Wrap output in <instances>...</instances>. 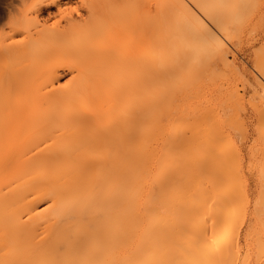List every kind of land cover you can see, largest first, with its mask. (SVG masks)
<instances>
[{"label": "bare ground", "instance_id": "6f19581e", "mask_svg": "<svg viewBox=\"0 0 264 264\" xmlns=\"http://www.w3.org/2000/svg\"><path fill=\"white\" fill-rule=\"evenodd\" d=\"M241 2L30 0L8 16L0 37V264H236L242 244L232 232L247 201L244 175L236 176L241 183L234 176L243 169L239 153L224 144L232 132H222L211 104L198 112L201 98L192 109L187 104L194 95L207 100V78L214 83L224 73L215 67L232 53L231 21L241 23ZM256 47L258 69L264 53ZM183 93L194 95L184 101ZM228 97L225 105L236 99ZM259 108L262 130L253 129L263 138ZM236 209L243 211L234 216ZM257 232L260 239L264 231Z\"/></svg>", "mask_w": 264, "mask_h": 264}, {"label": "rangeland", "instance_id": "374dc122", "mask_svg": "<svg viewBox=\"0 0 264 264\" xmlns=\"http://www.w3.org/2000/svg\"><path fill=\"white\" fill-rule=\"evenodd\" d=\"M30 2V0H0V37L2 36V35H4V34H6V30H7V21L9 20V18H8V16H10V15H12V14H15V10H16V12H18V10L17 9H19V10H21V8L23 7V4H24V6L26 5V4H28L29 2ZM247 2L245 3L244 2V0H242V6H243V8H242V6L240 7V11L242 10L243 11V16H242V13H241V15L239 14V16H242L241 17V23L239 24V22H237L236 20L237 19H239L240 17H238L237 19L236 18H234V17H232V21H231V27L232 26H234V27H232V31H231V34L233 35V33H234V35L236 36V37H238L242 32V34H241V36H239L240 38L239 39H241V41H243V42H240V40L237 38H235V40L233 39L235 36H232L231 35V37L232 38H230L231 40H229L231 43L228 45V47H229V51H230V48H232L231 49V54H230V52H228V59H227V66L226 65H220L221 67L219 68V67H215L216 68V70L218 71L219 69H221V71L222 72H226V74H228V75H224L225 76V78H227L228 79V77L229 78H233V80L232 79H230L231 80V82H230V80L228 79V80H226L227 82H225V78L223 77V75L222 74H224V73H221V72H219L218 71V74H221V76H220V78H218V79H220L219 81H218V79L216 78V77H219V76H215L216 74L215 73H213L212 72V74H215L214 75V77H215V80H214V83L212 82V78H211V80H210V78H207L209 81H207V83H206V80H205V83L207 84L206 86L207 87H212V84H214L215 86H217L216 88H217V90L215 89V88H207L206 86H205V83H204V89L206 90H208V89H210V92H209V90L207 91L206 90V94L204 95V96H206V99L208 100H204L205 99V97H200L199 95V97L198 96H196V95H194L193 93H192V95H194L195 97H193L192 95H191V93H190V95H186V94H184L183 93V95H185V96H182L181 95V98L182 97H185L184 99L186 100V97L188 96H192L193 97V99H192V97L190 98L191 100H193L192 102L190 101V99H188V97H187V99H188V101L191 103H189V104H187L188 105V108H189V106L191 107V109H192V107H194V106H196L198 103H197V101H198V99L199 98H201L202 100H201V102L199 103V105H197L196 107V111L198 112L202 107H205V105H206V107L208 106V105H210L209 107H211V106H213V108H214V110H213V108H211L212 109V112L214 111V112H216L217 111V115L218 116H216V117H218L217 118V120H218V122H219V124L221 125L220 126V128H222L223 130H222V132L225 134V132L226 133H230V132H232V133H230V134H228L229 135V137H230V140L232 139V141L234 142V143H232V142H230V140H228V143H226L227 142V137H225L226 139H223V140H226L225 141V145L226 146H229V145H231V146H229V147H231V149H235L236 151H234V152H236V153H239V158H240V160L242 161L241 163H240V160H239V163L237 164L236 163V165L238 166H241V168H246V171H245V169H244V171H243V169H240V167L238 168V172H233L234 173V176L236 177V176H242V175H244V176H242V178H243V180H244V182H243V180H242V178H238V177H236V180H237V178L238 179H240V183H241V180H242V183H241V185L240 186H243L244 185V183H245V185L243 186L244 187V190H243V187H242V190H243V194H242V196H241V198L243 199V198H246L247 199V201H246V199H245V201H246V203L243 201V203H245L244 205H243V203H242V206H244L243 208L245 209V211H243V210H238V209H236L234 212H233V214H234V216L236 215V213H238V212H236V211H243V213H244V215L241 213V215H239L240 217H242V215H243V218H242V220H241V218L239 219V220H241V222H239V226H238V228H240V229H235V231H233L232 232V234H234L235 232H237V234L239 235V242L241 241V243H240V245H241V247H240V250H239V252H237L238 254H236V257L238 256V258H236L235 257V259H237V260H235V259H233V260H235V262H236V264H241V260H243V259H241L240 258V256H242V254H240V253H243V252H245L246 250H247V248L246 247H248V245L247 244H249V248L251 249H249L248 248V251H246L247 252V254L250 252V254H248V258L246 259V255H245V253H244V255H243V258H245L246 259V261H247V263L246 264H249V262L248 261H251L250 262V264H252V263H254V260L255 261H257L256 263H254V264H264V232H262L261 233V237H260V239L262 240H260L259 239V237H257L256 236V238L258 239V244H257V242L256 241H254V239L255 240H257L256 238H254V234L259 230L258 229V227L260 228V230L258 231V232H261V230H263L264 231V223H261L260 222V220H257V217L256 216H258V218L260 217V219L262 220H264V203L262 202L263 201V199H264V195H263V193H262V190H264V187L263 188H261L260 187V182H261V185H262V183H263V185L262 186H264V175L262 174V173H264V167L262 168V167H260V169H259V171H258V166H261L262 164H263V162L261 163L260 161L261 160H264V159H262V156L264 157V155H260L262 152V148L264 147V143L261 145V143L263 142V141H261V140H263V138H264V133H262L263 134V138L261 137V138H259L260 137V135H259V133L258 132H255V131H257L256 129H257V126H259V125H257V124H260V123H257L258 122V116H256V115H258V113L255 111L254 112V109L256 110V108H259V106H261L259 109H261V111L263 110L262 108H264L263 106H262V104L261 103H263V105H264V102H263V100H264V98L262 99V97H261V95L263 94V91L264 90H262V89H264V83H263V81H264V63H262L263 62V58L264 57H260L261 58V63L260 64H258L257 65V68L258 69H260V70H258V69H255V66L253 67L252 66V64L254 65V62L253 61H256V57L255 56H257L258 57V55H255V53L253 54V50H254V47H256V49L255 50H257V48H258V50L257 51H259V52H257V51H255V52H257V53H261V54H263L264 53V48H263V44H264V0H246ZM25 2H27L26 4H25ZM245 4H244V3ZM234 3V2H233ZM252 3V4H251ZM259 5H258V4ZM261 3H263V4H261ZM247 5H248V7H247ZM253 5V6H252ZM254 5H255V7H254ZM257 5H258V11H257ZM262 5V6H261ZM231 6H233V5H231ZM230 6V7H231ZM245 6V7H244ZM250 7H254V8H251V9H253L252 11H251V9H250ZM24 8V7H23ZM50 8V10H55V7L54 6H51V7H49ZM232 8V7H231ZM246 8H247V10H246ZM244 9H245V13H244ZM248 9L250 10L249 12H251V13H249L248 12ZM258 12H256V11ZM240 11H238V12H240ZM247 11V12H246ZM255 11V12H254ZM14 12V13H13ZM258 15H257V14ZM247 14V15H246ZM255 14V15H254ZM261 14V15H260ZM43 17H46L47 16V14H46V11H44V12H42V14H41ZM237 15V14H236ZM236 15L234 14V16L236 17ZM251 15V16H250ZM263 15V16H262ZM238 16V15H237ZM243 17H244V19L245 20H243ZM245 17H247L249 20H247V18H245ZM261 18V19H260ZM8 19V20H7ZM253 19H254V22H253ZM50 21H52V19L50 20ZM237 23H236V22ZM239 21V20H238ZM247 21V22H246ZM243 22V23H242ZM251 22V23H250ZM232 23H233V25H232ZM235 23L236 24H238V26L237 27H239V29H238V33L236 32L237 31V29H236V25H235ZM242 24L244 25V28H243V26H242ZM246 24V25H245ZM245 26H247V27H245ZM248 26H249V28H248ZM242 27V28H241ZM236 29V30H235ZM242 29H244V30H242ZM241 30V31H240ZM245 30H247V32H248V30H249V34L245 31ZM234 31V32H233ZM260 31V32H259ZM240 32V33H239ZM262 32V33H261ZM246 33V34H245ZM259 33V34H258ZM237 34H239V35H237ZM246 35V36H245ZM263 35V36H262ZM243 36H244V39H243ZM261 36V37H260ZM2 39V38H1ZM238 40V41H237ZM258 40H261V42L260 41H258ZM263 40V41H262ZM229 41H228V43H229ZM234 41V42H233ZM237 41V42H236ZM255 42V43H254ZM259 42H260V44H259ZM235 45H234V44ZM240 43V44H239ZM237 45V46H236ZM260 45V46H259ZM231 46H233V47H231ZM239 46V47H238ZM259 46V47H258ZM236 47L238 48L237 50H235L236 49ZM261 47V48H260ZM260 48V49H259ZM240 51V52H239ZM263 53H262V52ZM238 52H239V55H238ZM2 54V53H1ZM3 55V54H2ZM232 55V56H231ZM238 55V56H237ZM263 56V55H262ZM1 57V56H0ZM230 57H231V59H230ZM234 59H237V60H234ZM254 58V59H252V58ZM252 59V60H251ZM258 60V59H257ZM242 61V63H240ZM238 62V63H237ZM257 62L258 61H256V63L255 64H257ZM259 62H260V60H259ZM232 63V64H231ZM231 64V65H230ZM234 64V65H233ZM237 65H239L238 67H237ZM259 65H261V66H259ZM225 66V67H224ZM229 66V67H228ZM232 66V67H231ZM243 66V67H242ZM229 68L227 71L226 70H224V68ZM233 67H237L236 68V70L234 69V75H232L231 76V74H232V72H233ZM241 67V68H240ZM260 67H262L263 68V70H262V68H260ZM215 68H214V70H215ZM252 68H253V70H252ZM232 69V70H231ZM213 70V71H214ZM214 71V72H216L217 73V71ZM230 70H231V72H230ZM241 70V71H240ZM259 72H258V71ZM261 71V72H260ZM240 72V73H239ZM252 72V73H251ZM255 72V73H254ZM263 72V73H262ZM231 73V74H230ZM237 73V74H236ZM246 73V74H245ZM251 73V74H250ZM261 73H262V75H261ZM248 74V75H247ZM253 74H255V75H253ZM66 76H63L62 78H61V81H64L65 80V78H67V74H65ZM211 76H213V75H211ZM228 76V77H227ZM259 76H262V77H259ZM223 78V81L221 80L222 78ZM237 77V78H236ZM239 77V78H238ZM248 77V78H247ZM251 77H252V79H251ZM257 77H258V79H257ZM241 78V79H240ZM255 80H254V79ZM237 79V80H236ZM251 79V80H250ZM243 82H242V81ZM257 80V81H256ZM262 82H261V81ZM221 81V82H220ZM233 81V82H232ZM239 81V82H238ZM250 81V82H249ZM261 83H260V82ZM212 82V83H211ZM222 82H224V83H222ZM230 82V83H229ZM246 82V83H245ZM253 82L255 83V84H253ZM210 83V84H209ZM222 83V84H221ZM226 83L229 85V87L228 86H225L226 85ZM232 83V84H231ZM233 83L236 85V88H234V90H233V87H234V85H233ZM242 83V84H241ZM251 83V84H250ZM263 83V85H261ZM209 84V85H208ZM219 84H221V85H223V87H221ZM244 84V85H243ZM246 84H247V86H246ZM253 84V85H252ZM259 84V85H258ZM243 85V86H242ZM239 86H241V88H238ZM262 86V87H261ZM219 87H221V88H219ZM230 87H232V90H231V88ZM228 88V89H227ZM244 88V89H243ZM223 89V90H222ZM225 89V90H224ZM227 89V90H226ZM235 89H237V90H235ZM252 89V90H251ZM219 90H221V91H219ZM230 90L231 91H235L239 96H240V94H241V96L239 97V99L240 100H238V98H236L238 95L235 93V92H230ZM243 90V91H242ZM245 90V91H244ZM218 91V92H217ZM223 91V92H222ZM243 93H242V92ZM208 92L210 93V94H208ZM213 92H215V94L213 93ZM220 92V93H219ZM227 92V93H226ZM252 92V93H251ZM212 93V94H211ZM233 93V94H232ZM250 93H251V95H250ZM228 94H229V97H231L230 95H232V99H234V98H236L235 100H232L233 102H227V101H229L230 100V98L228 97ZM253 94V95H252ZM258 94L260 95V96H258ZM211 95H212V98H211ZM214 95V96H213ZM235 97H234V96ZM246 95V96H245ZM252 96V97H250L249 98V96ZM255 95V96H254ZM207 96L208 97H210L211 98V101H210V98L208 99L207 98ZM221 96V97H220ZM198 97V98H197ZM217 98V99H214V98ZM229 98V99H227V103H226V105L224 104V102H223V100L224 99H226V98ZM234 97V98H233ZM242 97V98H241ZM247 98V100H246V98ZM256 97H258V98H256ZM259 97L262 99H259ZM195 98V99H194ZM245 98V99H244ZM253 98V99H252ZM254 98H256V100L254 99ZM183 99V98H182ZM183 99V100H184ZM214 99V100H213ZM243 99V100H242ZM250 99V101L247 103L246 101H248ZM182 100V102L184 103V101ZM196 100V101H195ZM238 100V101H237ZM251 100H254V101H251ZM195 101V102H194ZM199 101H200V99H199ZM198 101V102H199ZM207 101V102H206ZM210 101V102H209ZM242 101V102H241ZM258 101V103L260 104H258V103H256ZM260 101V102H259ZM203 102V103H202ZM212 102V103H211ZM223 102V103H222ZM234 102H238L237 104H239V106L241 107V108H238L237 106H235V108L237 107L238 109H236V110H234L235 108L233 107V105H235V104H233ZM254 104L253 106H252V104ZM193 103V104H192ZM194 103H197L196 105L194 104ZM205 103H209L208 105L207 104H205ZM214 103V104H213ZM218 103V104H217ZM221 103H222V105H221ZM244 103H245V105H244ZM257 104V106H256V104ZM227 106V104H233L232 106H230V107H226V108H228L227 110H225L226 108H225V106ZM243 104V105H242ZM192 105V106H191ZM215 105V106H214ZM250 105V106H249ZM198 106H200V107H198ZM218 106V107H217ZM224 106V107H223ZM243 106V107H242ZM254 106H256V107H254ZM232 107L234 108L233 110H232ZM253 107H254V109H253ZM223 108V109H222ZM245 110H244V109ZM252 108V109H251ZM190 109V108H189ZM199 109V110H198ZM219 109H220V111H219ZM231 109V110H230ZM240 109H241V111H240ZM258 109V110H259ZM216 110V111H215ZM219 111V112H218ZM232 111V112H231ZM236 111V112H235ZM239 111V112H238ZM196 112V113H197ZM223 112H225V113H223V116H222V113ZM228 112H230L229 113V116H228ZM237 112H238V114H237ZM241 112V113H240ZM246 112V113H245ZM260 112V111H259ZM235 113H236V115L239 117L238 119H237V116L235 115ZM253 113H255V115L253 114ZM257 113V114H256ZM232 114V116H230ZM233 114H234V117L235 118H233V119H235V120H238V121H241L242 122V124L244 123H247V124H243L244 126H246L247 128H245V131H244V129H242V128H244V126L243 127H241V128H237L236 126H239L238 124H240L241 125V123L239 122L237 125L236 124H234L235 122L237 123L238 121H232V117H233ZM241 114V115H240ZM216 115V114H215ZM225 115V116H224ZM246 115V116H245ZM227 116H228V118H227ZM254 116H256V117H254ZM263 116H264V114H263ZM225 117V118H224ZM222 118H223V120H222ZM231 118V119H230ZM240 118H243V119H241L240 120ZM246 118V119H245ZM260 118H262L261 116H260V114H259V119ZM230 119V120H229ZM244 120V121H243ZM256 120V121H255ZM221 121V122H220ZM227 121H228V123L230 122L231 124H232V126H229L228 124H227ZM247 121V122H246ZM263 121H264V119H263ZM262 121V125H264V122ZM222 122H224V124H222ZM233 122V123H232ZM254 122V123H253ZM260 122V121H259ZM257 123V124H256ZM230 124V125H231ZM256 126H254V125ZM182 124L180 123V125H178L179 127L181 126ZM235 125V126H234ZM184 126V125H183ZM223 126V127H222ZM227 126V127H226ZM232 127H235L234 129L232 128ZM260 127H261V124H260ZM264 127V126H263ZM229 128V129H228ZM232 128V129H231ZM253 128H256V129H253ZM259 128V127H258ZM238 129V130H237ZM253 129V130H252ZM232 130V131H231ZM237 130V131H236ZM239 130H243V132L241 133V131L239 132ZM259 130V129H258ZM261 130H262V127H261ZM228 131V132H227ZM230 131V132H229ZM253 131V132H252ZM234 132V133H233ZM239 132V133H238ZM248 132V133H247ZM237 133V134H236ZM241 133V135H243V133H245L243 136H242V138L246 135V137H244L243 139L241 138V140H239L238 141V138L239 137H241V135L240 136H237V135H239ZM255 133H257V134H255ZM253 134H255V135H253ZM227 135V134H226ZM236 135V138H234V136ZM259 135V136H258ZM220 137L222 136V138H223V136H225V135H219ZM256 136H257V138H256ZM260 140H259V139ZM229 139V138H228ZM253 139H255V140H253ZM189 140H191V139H189ZM223 140H220V141H223ZM235 140V141H234ZM244 140V141H243ZM218 141H219V139H218ZM252 142V144H250L251 142ZM254 141V142H253ZM261 141V142H260ZM245 142V143H244ZM257 142V143H256ZM230 143H232V144H230ZM239 143H241V145H239ZM255 143V144H254ZM223 144V146L222 147H224L225 145ZM259 144V145H258ZM233 145V146H232ZM236 147H235V146ZM243 145V146H242ZM225 146V147H226ZM240 146V147H239ZM251 146V147H250ZM255 146H256V148L257 149H255ZM260 146H263L262 148L260 147ZM224 147V148H225ZM233 147V148H232ZM235 147V148H234ZM238 147V148H237ZM223 148V149H224ZM227 148V147H226ZM249 148H251V150L249 149ZM252 148H253V150L255 149V150H257V151H255L254 150V152H253V150H252ZM239 149V150H238ZM243 151H242V150ZM260 149H261V151H260ZM264 149V148H263ZM229 149H227L226 150V156H227V152H233V150L231 151H228ZM252 151V153H255V154H252V155H250L251 154V152L250 151ZM237 151H239V152H237ZM261 153H260V152ZM250 152V153H249ZM246 153H248V154H246ZM260 153V154H259ZM235 154V153H234ZM243 154V155H242ZM264 154V153H263ZM233 155V154H232ZM236 155V157L238 156V154H235ZM241 155V156H240ZM248 155V156H247ZM257 155V156H256ZM259 155V156H258ZM230 156V155H229ZM254 156V157H253ZM243 157H245V158H243ZM248 157V158H247ZM251 157V158H250ZM261 159H260V158ZM238 158V157H237ZM237 158H233V160L235 159L236 161H238V159ZM244 160H243V159ZM254 158H256L255 160H254ZM248 159H251V160H248ZM232 160V159H231ZM227 161H229L228 159H227ZM248 163H247V162ZM249 161H251V162H249ZM254 162V163H253ZM258 162V163H257ZM230 163L231 162H229V165H230ZM233 163V162H232ZM231 163V164H232ZM243 163V164H242ZM253 164L252 165V167H251V165L250 164ZM241 164V165H240ZM245 164V165H244ZM261 164V165H260ZM243 165V166H242ZM249 165V166H248ZM234 166V165H233ZM248 166V167H247ZM256 166H257V168H256ZM264 166V165H263ZM231 167V166H230ZM228 168H229V166H228ZM237 168V167H236ZM230 169V168H229ZM247 169H249V170H247ZM255 169H257V170H255ZM235 170V169H234ZM242 171V173H241V171ZM230 171V170H229ZM229 171H228V174H229ZM263 171V172H262ZM255 172V173H254ZM259 172H260V174H259ZM252 173H254V174H252ZM242 174V175H241ZM232 175V174H231ZM262 175H263V177H262ZM260 179H256L257 177ZM261 176V177H260ZM234 179V178H233ZM235 180V179H234ZM256 180V181H255ZM262 180V181H261ZM249 181V182H248ZM260 181V182H259ZM238 182V181H237ZM251 184V187H250V185L248 184ZM239 183V182H238ZM236 184V183H235ZM243 184V185H242ZM246 184H248V185H246ZM237 186H238V184H237ZM254 186H256L255 188H254ZM257 186H259L260 188H261V190H259L258 188L259 187H257ZM254 188V189H253ZM235 192H236V194L238 193V191L236 190V189H233ZM257 190H258V192H257ZM241 192V191H240ZM247 192V193H246ZM251 192H253L252 194H251ZM250 193V194H249ZM255 193H256V195H255ZM258 193H260V195H258ZM239 194H241V193H239ZM261 194H262V196H261ZM244 195V196H243ZM253 195H254V197H253ZM237 196H238V194H237ZM240 196V195H239ZM251 196H252V198H251ZM256 196H259V198H263V199H259L258 197L256 198ZM251 198V199H250ZM252 199H254V200H252ZM260 201H259V200ZM244 200V199H243ZM242 201V200H241ZM255 201H257V202H255ZM258 201H259V204L260 205H263V206H259V205H257V207H256V203L258 204ZM255 202V203H254ZM260 202H262V204L260 203ZM250 203V204H249ZM253 204H255V205H253ZM253 205V206H252ZM238 208L240 207V206H237ZM236 207V208H237ZM252 207V208H251ZM261 207V208H260ZM249 208H251V209H249ZM263 208V209H262ZM252 209H255L254 210V213H253V211H252ZM263 211H262V210ZM248 210V211H247ZM261 210L262 212H261V214H260V212L259 211ZM256 211V212H255ZM236 212V213H235ZM247 212V213H246ZM249 212V213H248ZM251 212V213H250ZM259 212V213H258ZM255 213H256V216H254L255 215ZM257 213H258V215H257ZM262 213H263V215H262ZM250 214H252L253 216H251ZM238 215V214H237ZM250 215V216H249ZM245 216H246V218H245ZM263 216V217H262ZM238 217V216H237ZM236 218V217H235ZM251 218V219H250ZM255 219V222H252V221H254V219ZM236 220V219H235ZM250 220V221H249ZM262 220V222H264ZM235 223H237V222H235L234 221V225H235ZM252 223H254L253 225H252ZM255 223H256V225H255ZM261 223V224H260ZM245 224V225H244ZM244 225V226H243ZM256 226H257V228H256ZM250 227H252V228H250ZM242 228V229H241ZM247 230H246V229ZM253 228H255V229H253ZM245 229V230H244ZM241 230V231H240ZM245 231H247V233H249V235L247 236L246 234H243V233H245ZM251 231V232H250ZM257 232V233H258ZM251 233V234H250ZM236 234V233H235ZM241 234H242V236H241ZM252 234H253V236H252ZM257 235H259L260 236V234L258 233ZM233 236V235H232ZM245 236H247V237H245ZM263 236V237H262ZM231 237V236H230ZM237 237V236H236ZM243 237H244V240H242L243 239ZM251 237H253L252 238V240H251ZM245 238H246V240H245ZM236 239V238H235ZM249 239V240H248ZM243 241H245V242H243ZM248 241V242H247ZM247 242V243H246ZM253 242L255 243V244H253ZM245 245H247V246H245ZM253 245V246H252ZM244 246V247H243ZM253 247H254V250H253ZM243 248H244V251H243ZM256 251H257V253H259L258 255H260L258 258H259V260H256L254 257H255V255L257 254L256 253ZM252 252V253H251ZM256 253V254H255ZM240 254V255H239ZM253 254V255H252ZM255 254V255H254ZM257 255V256H258ZM250 256V257H249ZM254 256V257H253ZM256 256V257H257ZM250 258H252V259H250ZM254 258V259H253ZM257 258V259H258ZM238 262V263H237ZM243 264H245L244 262H242Z\"/></svg>", "mask_w": 264, "mask_h": 264}]
</instances>
